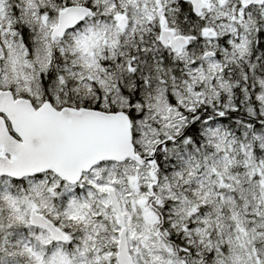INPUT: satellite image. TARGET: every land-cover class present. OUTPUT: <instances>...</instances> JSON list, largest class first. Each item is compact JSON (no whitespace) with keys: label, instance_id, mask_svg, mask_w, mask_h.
Returning <instances> with one entry per match:
<instances>
[{"label":"snow or ice","instance_id":"snow-or-ice-1","mask_svg":"<svg viewBox=\"0 0 264 264\" xmlns=\"http://www.w3.org/2000/svg\"><path fill=\"white\" fill-rule=\"evenodd\" d=\"M0 264H264V0H0Z\"/></svg>","mask_w":264,"mask_h":264}]
</instances>
